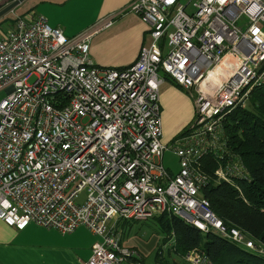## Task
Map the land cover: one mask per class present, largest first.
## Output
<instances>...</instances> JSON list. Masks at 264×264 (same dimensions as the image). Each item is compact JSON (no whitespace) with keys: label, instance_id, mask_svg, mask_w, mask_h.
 <instances>
[{"label":"built area","instance_id":"built-area-1","mask_svg":"<svg viewBox=\"0 0 264 264\" xmlns=\"http://www.w3.org/2000/svg\"><path fill=\"white\" fill-rule=\"evenodd\" d=\"M121 11L138 14L151 40L120 67L92 61V31L67 37L44 14L18 15L0 33V217L19 229L31 220L62 232L83 223L100 238L82 264H147L122 244L114 221L164 212L264 259L260 237L212 209L202 165L213 151L218 178L248 174L223 117L264 83V0H131ZM164 73L189 90L195 109L170 144L162 139ZM167 147L178 154L175 172L161 160ZM184 258L216 264L195 247Z\"/></svg>","mask_w":264,"mask_h":264},{"label":"crops","instance_id":"crops-1","mask_svg":"<svg viewBox=\"0 0 264 264\" xmlns=\"http://www.w3.org/2000/svg\"><path fill=\"white\" fill-rule=\"evenodd\" d=\"M8 1L10 0L4 4ZM130 1L22 0L14 10L6 12L0 22L6 17H10L15 23L18 15L44 14L50 26L61 27L66 36L92 31L89 46L92 61L103 66L120 67L130 65L138 56L141 46L149 44L151 40L149 25L138 14L121 11ZM109 16L110 22L102 24ZM164 77L159 84L162 139L170 144L178 134L186 131L194 118L195 109L188 91L172 77L170 79L165 74ZM127 220L114 221L113 231L122 234V227L125 229ZM121 234L122 244L134 245L141 259L151 264L146 257L150 255L148 247L142 242L125 240ZM99 238V234L83 223L78 224L73 231L62 232L56 227H46L31 220L24 228L19 229L0 217V264H82V261L90 257L92 244ZM150 249L156 251L153 264L185 263L183 255L167 261L163 259L160 250L157 251L155 247ZM118 264L132 262L128 259L121 260Z\"/></svg>","mask_w":264,"mask_h":264},{"label":"trees","instance_id":"trees-1","mask_svg":"<svg viewBox=\"0 0 264 264\" xmlns=\"http://www.w3.org/2000/svg\"><path fill=\"white\" fill-rule=\"evenodd\" d=\"M164 74L171 79L172 76ZM249 94L244 105L235 106L223 117L227 144L235 155L242 158L248 174L226 180L218 178L214 169L220 159L212 151L202 157L203 169L210 177L203 186V194L209 197L212 209L224 222L241 226L264 241V83L254 86ZM156 217L161 228L164 231L168 229L167 235L174 238L172 248L180 255L184 256L191 247H195L208 253L216 264H244L249 261L241 255V251L247 248L217 232L206 231L205 243L200 246L202 230L196 224L188 223L182 216L171 212L157 214ZM257 256L259 259L255 263L264 264V259ZM184 262L180 264H188L185 258Z\"/></svg>","mask_w":264,"mask_h":264},{"label":"rangeland","instance_id":"rangeland-1","mask_svg":"<svg viewBox=\"0 0 264 264\" xmlns=\"http://www.w3.org/2000/svg\"><path fill=\"white\" fill-rule=\"evenodd\" d=\"M182 1L187 2L188 0H182ZM13 24L14 22L12 21L10 17L4 18V20L0 22V33L4 32V30H7L9 27L13 26ZM159 72L162 73L163 71L160 70ZM30 80H32V78H30ZM185 90L187 89L185 88ZM187 91L189 93V90ZM4 94L5 92L3 90H0V97L3 96ZM190 97H192L191 94H190ZM181 134H178V135H181ZM161 160L164 161V163L170 168L169 170L172 172H175V170L179 169L180 167V161L178 159V154L175 151H173L171 148H168V147L165 148L163 156L161 157ZM85 197H86V191H81V194L79 195L77 199L82 201ZM158 220L159 218H157L156 215L152 216L149 219L135 220L133 218H130L126 221L125 229H123L122 227V230H121L123 234V238L125 240L128 239L129 241L134 240V241L142 242L148 247V249L150 250V255L146 257H147V261L151 264L155 262L156 251L154 250L151 251L150 247L152 248L155 247L157 251L160 250V252L163 254L162 256H164L163 259L167 261H170L171 258L173 257L175 259L180 257V254L175 252V250H173L171 247L173 245V240H172L171 235H167L169 232L168 229H166L167 231L166 230L164 231L161 228V225H159ZM205 232L206 230H203L201 232L203 239H202V243L200 244V246H203V243H205V240L207 237L205 236ZM241 255L244 258L249 259L250 261V262L248 261V263L245 262L244 264H253V262L254 263L256 262L255 260L259 259L257 255H255L254 253L250 252L247 249L242 250Z\"/></svg>","mask_w":264,"mask_h":264},{"label":"water","instance_id":"water-1","mask_svg":"<svg viewBox=\"0 0 264 264\" xmlns=\"http://www.w3.org/2000/svg\"><path fill=\"white\" fill-rule=\"evenodd\" d=\"M22 0H10L2 8H0V19L4 16V14L10 10H14L18 4L21 3Z\"/></svg>","mask_w":264,"mask_h":264}]
</instances>
